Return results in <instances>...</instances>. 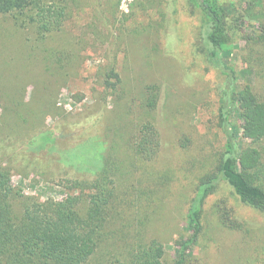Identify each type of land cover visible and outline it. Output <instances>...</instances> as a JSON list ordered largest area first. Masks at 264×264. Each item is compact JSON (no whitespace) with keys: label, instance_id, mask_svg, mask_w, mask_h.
<instances>
[{"label":"rangeland","instance_id":"rangeland-1","mask_svg":"<svg viewBox=\"0 0 264 264\" xmlns=\"http://www.w3.org/2000/svg\"><path fill=\"white\" fill-rule=\"evenodd\" d=\"M78 2L42 43L0 17V167L24 196L54 203L108 172L115 197L105 232L120 237L115 247L138 233L158 239L174 264L192 235L200 181L227 142L229 79L207 59L194 0ZM217 4L230 36L225 62L264 99V0ZM43 47H56L60 65L47 70ZM15 94L34 111L21 116ZM230 119L242 123L234 108ZM199 208L202 229L184 264H264V214L222 182Z\"/></svg>","mask_w":264,"mask_h":264},{"label":"trees","instance_id":"trees-1","mask_svg":"<svg viewBox=\"0 0 264 264\" xmlns=\"http://www.w3.org/2000/svg\"><path fill=\"white\" fill-rule=\"evenodd\" d=\"M194 2L203 15L207 59L229 79L220 119L227 142L214 168L200 181L199 198L187 218L192 235L181 241L174 264H184L187 250L202 229L203 211L199 205L218 183L226 184L243 205L264 214V99L252 86H241L236 72L225 62L230 55V36L217 0ZM78 7V0H0V17L12 18L17 28L31 29L42 43L60 31ZM262 27L264 30V23ZM42 52L47 70L50 65H60L56 47H43ZM112 74L119 77L114 71ZM15 97L23 106L21 116L34 111ZM233 108L242 121L240 125L230 119ZM10 174L9 169L0 167V264H93L96 258L105 261L111 255L114 264H169L158 239L144 242L141 234L134 233L124 236L127 245L121 248L115 247L120 237L105 232L113 220L115 197L108 172L89 185L74 184L81 192L61 203L24 196L11 183Z\"/></svg>","mask_w":264,"mask_h":264}]
</instances>
